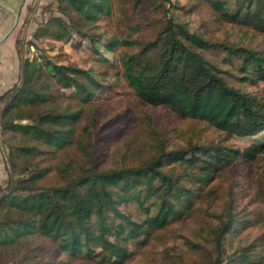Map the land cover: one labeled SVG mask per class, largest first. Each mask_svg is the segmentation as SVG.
Segmentation results:
<instances>
[{
    "label": "trees",
    "instance_id": "trees-1",
    "mask_svg": "<svg viewBox=\"0 0 264 264\" xmlns=\"http://www.w3.org/2000/svg\"><path fill=\"white\" fill-rule=\"evenodd\" d=\"M204 1L222 21L250 26L264 35V0H235L233 7L228 0ZM47 8L50 16L36 29L33 38L68 41L74 31L81 30L62 15L71 14V18L74 14L92 25L112 12V0H53ZM104 46L111 51L117 47L138 48L132 53L124 52L119 61L123 78L143 103L167 106L180 118L205 121L229 136L249 137L264 130V102L226 83L222 70L201 53L223 49L229 55L242 54L245 57L241 70L250 71L254 80L264 83V56L257 51L208 40L170 17L164 19L151 40L109 36ZM18 53V81L0 95V101H5L0 143L7 146L6 159L14 171L29 166L23 152L33 156L42 152L35 143L51 152L72 141L70 133L81 110L71 111L69 106L61 110L41 108L55 98L51 79L60 88H73L72 97L79 103L89 104L101 88L89 70L46 58L29 59ZM250 74L243 79L249 80ZM9 134L13 140L21 137L32 141L33 146L13 142L5 137ZM77 145L87 156L88 165L73 176L67 175L65 167L60 168L61 184L40 183L47 168L33 170L27 176L21 172L17 178L11 177L5 167L9 182L0 186V246H12L22 237L39 234L71 258H83L90 264H122L130 256L128 241L147 240L156 230L190 212L196 197L195 183H210L216 171L236 156L253 161L264 151V144L241 150L200 145L161 153L137 166L95 169L84 143L78 141ZM179 166L184 174L178 172ZM237 225L244 227L229 214L213 230L216 257L211 264L221 262L223 237ZM251 251L246 246L239 258L243 263L258 264L261 253ZM251 255L253 259L249 258ZM61 263L58 260L49 264Z\"/></svg>",
    "mask_w": 264,
    "mask_h": 264
},
{
    "label": "rangeland",
    "instance_id": "rangeland-1",
    "mask_svg": "<svg viewBox=\"0 0 264 264\" xmlns=\"http://www.w3.org/2000/svg\"><path fill=\"white\" fill-rule=\"evenodd\" d=\"M234 3L235 0H228L230 7ZM70 15L62 17L72 20L80 33L74 31L68 41L45 37L26 39L23 34L17 40L18 52L21 57L38 61L46 58L56 64L89 70L101 88L89 104L79 103L72 97L73 88H60L51 79V93L55 98L41 108L61 110L69 106L71 111L81 110V117L70 133L72 141L65 148L51 152L35 143L42 152L36 156L23 152L29 166L15 171L6 159L7 146L0 148L11 177L21 172L27 176L33 170L47 168L40 183L61 184L60 168L65 167L67 175L73 176L88 165L78 141L91 153L95 169L137 166L161 153L200 145L241 150L245 146L264 144V130L249 137L229 136L205 121L180 118L167 106L143 103L123 78L119 61L124 52L132 53L138 48L117 47L111 51L104 46L109 36H127L141 42L151 40L164 19L170 17L208 40L246 47L264 56V35L252 27L222 21L204 0H112V12L92 25ZM49 16L46 12L40 17L35 29L43 26ZM201 53L222 70L226 83L264 102V83L254 80L250 71L241 70L244 55H229L223 49ZM248 74L250 79H243ZM82 80L88 82L84 77ZM4 107L5 101L1 100L0 118ZM5 137L12 139L10 134ZM12 141L29 146L34 143L21 137ZM178 172L185 173L180 166ZM194 189L196 197L190 212L156 230L147 240L128 241L130 256L122 264H211L216 257L213 230L229 214L244 227L237 225L223 237L219 264H248L239 258L246 246L253 249L251 253L259 251L262 258L258 264H264V151L253 161L236 156L216 171L210 183H195ZM58 260L61 264H90L83 258L61 253L53 241L39 234L22 237L12 246H0V264H49Z\"/></svg>",
    "mask_w": 264,
    "mask_h": 264
},
{
    "label": "crops",
    "instance_id": "crops-1",
    "mask_svg": "<svg viewBox=\"0 0 264 264\" xmlns=\"http://www.w3.org/2000/svg\"><path fill=\"white\" fill-rule=\"evenodd\" d=\"M53 0H0V36H2L18 14L17 24L12 32L0 41V95L10 89L19 78L20 58L17 40L25 34L26 39L32 38L35 25L43 18L46 8ZM6 145L0 143V148ZM9 182V174L5 168L2 152L0 151V186Z\"/></svg>",
    "mask_w": 264,
    "mask_h": 264
},
{
    "label": "water",
    "instance_id": "water-1",
    "mask_svg": "<svg viewBox=\"0 0 264 264\" xmlns=\"http://www.w3.org/2000/svg\"><path fill=\"white\" fill-rule=\"evenodd\" d=\"M13 14H14V21L12 25L8 28V30L2 36H0V41L5 39L12 32V30L15 28L17 24L18 14L16 12H13Z\"/></svg>",
    "mask_w": 264,
    "mask_h": 264
},
{
    "label": "built area",
    "instance_id": "built-area-1",
    "mask_svg": "<svg viewBox=\"0 0 264 264\" xmlns=\"http://www.w3.org/2000/svg\"><path fill=\"white\" fill-rule=\"evenodd\" d=\"M45 14H46V13H45ZM45 14H44V15H45ZM44 15H43V17H44ZM44 19H45V18H44Z\"/></svg>",
    "mask_w": 264,
    "mask_h": 264
}]
</instances>
